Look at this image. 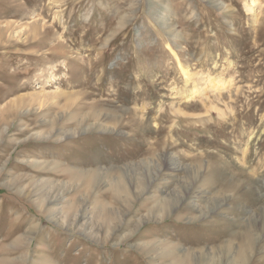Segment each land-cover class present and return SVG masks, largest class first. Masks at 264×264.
I'll use <instances>...</instances> for the list:
<instances>
[{"label": "rangeland", "instance_id": "374dc122", "mask_svg": "<svg viewBox=\"0 0 264 264\" xmlns=\"http://www.w3.org/2000/svg\"><path fill=\"white\" fill-rule=\"evenodd\" d=\"M0 264H264V0H0Z\"/></svg>", "mask_w": 264, "mask_h": 264}, {"label": "bare ground", "instance_id": "6f19581e", "mask_svg": "<svg viewBox=\"0 0 264 264\" xmlns=\"http://www.w3.org/2000/svg\"><path fill=\"white\" fill-rule=\"evenodd\" d=\"M116 191V190H115Z\"/></svg>", "mask_w": 264, "mask_h": 264}]
</instances>
